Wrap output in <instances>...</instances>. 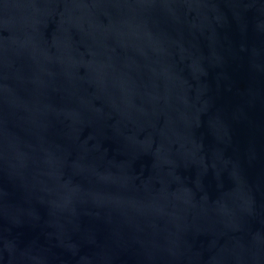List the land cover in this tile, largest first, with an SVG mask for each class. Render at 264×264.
<instances>
[{
	"label": "water",
	"instance_id": "obj_1",
	"mask_svg": "<svg viewBox=\"0 0 264 264\" xmlns=\"http://www.w3.org/2000/svg\"><path fill=\"white\" fill-rule=\"evenodd\" d=\"M0 264H264V0H0Z\"/></svg>",
	"mask_w": 264,
	"mask_h": 264
}]
</instances>
